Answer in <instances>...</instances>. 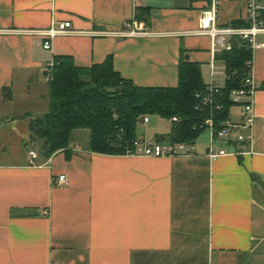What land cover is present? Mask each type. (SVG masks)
<instances>
[{"label": "crops", "instance_id": "0c3cea01", "mask_svg": "<svg viewBox=\"0 0 264 264\" xmlns=\"http://www.w3.org/2000/svg\"><path fill=\"white\" fill-rule=\"evenodd\" d=\"M210 6L0 0V264H264V47L253 52V154L228 146L211 160L210 137L194 141L193 155L160 157L93 152L72 139L69 154L49 158L27 141L31 120L49 109L45 71L60 56L78 67L112 56L115 70L137 86L176 87L183 53L209 84L211 38L195 31ZM141 8L149 9L147 22L136 19ZM247 18V0H221V26ZM63 21L77 32L45 49L38 31ZM134 21L150 34L114 35ZM257 40L264 43V34ZM215 79L224 86L226 73ZM229 119L241 123L242 106H232ZM61 174L67 184L54 182Z\"/></svg>", "mask_w": 264, "mask_h": 264}, {"label": "trees", "instance_id": "16d2710c", "mask_svg": "<svg viewBox=\"0 0 264 264\" xmlns=\"http://www.w3.org/2000/svg\"><path fill=\"white\" fill-rule=\"evenodd\" d=\"M149 9H138L136 19L148 21ZM264 19V11L262 13ZM232 26L248 27L251 22L233 21ZM229 50H220L217 59L225 67L226 82L215 101L223 108H214V118L220 122L230 118V108L235 105L231 92L244 86L251 72L253 50L241 37L231 39ZM45 71V77L47 74ZM201 66L187 61L183 53L179 63V84L176 87H140L124 79L114 68L109 56L103 63L78 67L70 56H60L54 61L52 79L49 81V109L30 122L32 137L42 140V154L52 157L58 151L67 154L72 132L87 129L90 132L89 149L104 154H125L139 138L138 123L155 114L172 119L169 136H157L159 141H195L204 130V121L211 109L197 108V93L207 89ZM255 177V175H253Z\"/></svg>", "mask_w": 264, "mask_h": 264}, {"label": "built area", "instance_id": "2783aa9c", "mask_svg": "<svg viewBox=\"0 0 264 264\" xmlns=\"http://www.w3.org/2000/svg\"><path fill=\"white\" fill-rule=\"evenodd\" d=\"M221 0H211L210 8L205 12L200 22V27L195 31L197 34L208 35L212 43V79L203 92L197 93L199 99L197 108L200 110L209 107L211 109L210 116L204 121L202 127L209 130L210 142L207 156L211 160H215L228 154V146L233 147V153L238 156L253 154L255 125V107L254 97L259 89V84L253 77V67L244 82V86L234 89L231 92V100L235 105H240L243 108V120L241 123H233L229 118L220 122L219 126L215 122L214 108L220 110L223 108L221 103L215 101L216 95L221 94V86L216 82L215 76L219 73L216 66L217 53L224 49L229 50L232 47L231 39L233 37H241L247 40L253 52L264 47V43L257 40L259 34H264V19L262 13L264 11V0H247L248 20L251 25L248 27H236L232 25L221 26L218 22L219 6ZM54 24V23H53ZM52 26L47 30L38 31L44 37V48L51 49L53 39L58 35L73 34L77 31L72 29L70 21H63L58 27ZM150 32L137 23V21L127 23L126 28L114 35L122 37H136L149 35ZM253 64V61L250 62ZM47 68L46 79H52V67ZM172 121H177V117H173ZM149 117L144 118V122H148ZM248 130V132L245 131ZM225 142L220 148L216 146L217 142ZM196 152L194 141L170 142L163 143L157 138H138L134 141L132 147L126 150L127 155H142V156H172V155H193ZM32 158L37 157L35 150L29 152ZM58 185L68 183V177L61 174L54 179ZM211 264V263H209Z\"/></svg>", "mask_w": 264, "mask_h": 264}, {"label": "rangeland", "instance_id": "374dc122", "mask_svg": "<svg viewBox=\"0 0 264 264\" xmlns=\"http://www.w3.org/2000/svg\"><path fill=\"white\" fill-rule=\"evenodd\" d=\"M216 66H217V71L220 72L221 71V76L225 73V68L222 64L219 63V61L216 62ZM207 73V70L205 69V71ZM47 80V79H46ZM47 83V81H46ZM236 106V105H233ZM149 122H144L141 121L140 123H138L137 126V133L139 135H143L146 134L147 138H153L155 136H169L170 132H171V128L173 126L172 120L168 119V118H164L161 117L159 115H149ZM29 138L27 139L28 144L31 146H33L36 150L40 149L43 142L42 140H40L39 138L37 139V137L33 138L32 134H29ZM209 130L204 129L198 140L200 139V141L204 140H208L209 141ZM72 139H74L75 141H78V143H80L83 146H87L90 142V132L87 129H79V130H74L72 132Z\"/></svg>", "mask_w": 264, "mask_h": 264}]
</instances>
